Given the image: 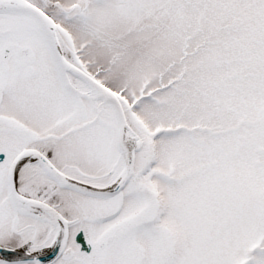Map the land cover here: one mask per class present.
I'll use <instances>...</instances> for the list:
<instances>
[{
  "label": "snow or ice",
  "instance_id": "6c2138e0",
  "mask_svg": "<svg viewBox=\"0 0 264 264\" xmlns=\"http://www.w3.org/2000/svg\"><path fill=\"white\" fill-rule=\"evenodd\" d=\"M0 264H264V0H0Z\"/></svg>",
  "mask_w": 264,
  "mask_h": 264
}]
</instances>
